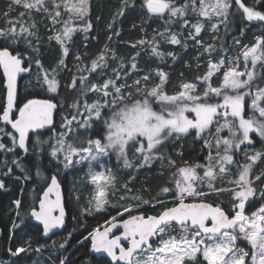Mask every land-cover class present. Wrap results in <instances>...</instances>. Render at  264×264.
<instances>
[{
	"label": "snow or ice",
	"instance_id": "obj_1",
	"mask_svg": "<svg viewBox=\"0 0 264 264\" xmlns=\"http://www.w3.org/2000/svg\"><path fill=\"white\" fill-rule=\"evenodd\" d=\"M134 7L135 0H121L106 25L109 42L89 64L82 63L89 54L77 50L69 68L67 57L74 35L83 33V46H88L94 28L92 0H9L2 14L6 27L0 28V69L7 92L6 104L0 106V123L4 125L0 127V153L5 155L0 160V169H4L0 171V190H8L5 180L9 177L21 185V193L34 177L47 183L39 209L32 207L29 213L47 235L64 225L58 180L62 173L87 163L86 176L97 195L94 206L90 201L81 215H91L106 211L110 204L106 190L112 195L131 193L129 185L137 179L136 173L159 162L158 175L166 168L176 169L170 176L171 187L164 186L158 193L170 199L120 196L121 201L131 199L133 203L111 205L122 211L104 221L107 227L103 230L98 225L79 243L90 239L91 250L106 254L107 264H264V168L256 171V165L264 161V35L255 36L251 44L242 43L253 22L260 23L264 32V0H252L251 4L245 0H143L147 19L131 25L132 30L139 28L141 35L135 41L122 42L136 49L126 57L110 42L123 32L115 25ZM15 8L24 11L9 18ZM33 13L42 14L39 24L50 32L46 41ZM153 19L162 20L164 27L153 29L149 36L148 22ZM205 31L210 41L202 38ZM53 41L60 49L59 58L53 66L45 67L44 58ZM189 42L197 50L195 60H204L207 71L194 81L182 82L180 90L170 95L166 91L170 72L147 62L141 65L140 58L147 55L161 63L170 58L175 64L182 57L164 52L163 46H180L187 52ZM236 48L239 53L231 55ZM217 53L219 58L213 59ZM62 72L71 73L63 86L75 96L67 104L70 114L61 115L57 130L54 114L65 107V102L57 99ZM21 74L33 77L26 88L34 97L53 96L18 104L17 79ZM221 75V84L213 86V77ZM94 76L97 82L90 83ZM154 78L158 82L154 83ZM199 86L204 87L202 93ZM28 94L26 91L25 96ZM90 95L96 99L89 102ZM45 131L50 133L46 138ZM189 136L192 145L200 144L199 151L207 153L202 163L183 159L184 141ZM253 136L260 141L259 148ZM5 138L9 144L4 143ZM110 154L123 170L132 173L119 189L116 174L101 162ZM173 156L180 158L179 166ZM29 157H33L31 163ZM45 157L52 169L50 175H45ZM96 165L103 170L97 171ZM53 193L55 200L50 198ZM226 194L230 198L227 207L221 199ZM257 203L259 207H255ZM21 206L22 199L12 201L11 211L18 219ZM142 206L160 210L148 214L140 210ZM248 207L254 210L249 212ZM57 209L59 214L54 215ZM118 225L123 231L110 236ZM18 227L13 221L12 229ZM71 236L70 232L59 249H65ZM52 246L56 247L55 242ZM8 251L13 257L33 251L31 239ZM68 259L60 258L59 264H68Z\"/></svg>",
	"mask_w": 264,
	"mask_h": 264
},
{
	"label": "trees",
	"instance_id": "obj_2",
	"mask_svg": "<svg viewBox=\"0 0 264 264\" xmlns=\"http://www.w3.org/2000/svg\"><path fill=\"white\" fill-rule=\"evenodd\" d=\"M121 0H92V12H91V20L93 23V31L89 34L88 46L84 48V34L77 33L73 37V43L71 45V54L67 57V63L69 68L72 67L74 63L75 52L79 50L80 52H87L89 55L82 61L84 64H89L90 60L94 58L101 48L108 43V36L110 33L108 32L106 25L111 20L113 13L119 9ZM182 2V0H181ZM246 3L251 4L252 0H245ZM143 0H135V7L130 8L126 11L125 15L120 18L118 23L115 25V28H122L123 32L118 38H114L111 41V47L115 48L118 53L121 55L130 56L136 51V49H132L130 47H126L124 41H135L140 38V30L139 28L132 30L131 25L133 23L139 24L142 19H147V10L142 7ZM9 6V1L0 0V28L6 27L5 19L3 17V13L7 11ZM15 7V6H13ZM264 10V9H261ZM24 11L23 8H15L10 14L9 18H15L18 16L19 12ZM99 16L101 19L97 21L96 17ZM34 19L40 22L39 19L33 14ZM27 19V17L25 18ZM165 19L167 17L165 16ZM47 21V20H46ZM46 24V23H44ZM164 24L162 20L153 19L148 22V35L151 36L153 34V29H163ZM240 25H237L236 31H239ZM40 34L45 37L50 35L48 31H46L43 24H39ZM261 24L257 22H253L245 36L243 37L242 43H252L254 42V37L257 35H264V32L260 31ZM174 30H178V27ZM187 35V33H185ZM95 36L98 39L92 40L91 37ZM202 38L210 41L211 36L205 31L202 34ZM226 39L230 42L231 36L226 37ZM162 50L164 52L172 51L179 53L182 57L179 62L173 64V61L168 58L166 61L161 63V61L153 58L149 60L147 55H142L140 58V64L145 65L147 62L151 65V67H156L157 65L164 68L165 71L170 72V83L166 86V91L168 94H175L180 90L179 86L182 82H190L194 81L195 77L199 75H203L207 71L206 64L204 60L196 61L195 57L197 56V50L193 47L192 43L189 42L188 51L185 52L180 46H163ZM240 49H232L231 55H235L238 53ZM200 52L203 49L199 50ZM60 49L58 45L53 41L50 45V51L44 58L45 67H51L55 64L56 60L59 58ZM219 53L213 56V59H218ZM206 59V57H205ZM197 63L201 64V67L197 68ZM190 65V67H186L185 65ZM115 67V64L112 65ZM171 66V67H168ZM146 70V69H145ZM181 73H183V77H181ZM142 74V73H141ZM71 73L62 72L59 79L61 80V88L59 89L58 100H63L65 102V107L56 112L55 123L57 125V130H59L60 118L61 115L70 114L69 109L67 107L68 103H71L75 93L69 91L63 85L70 81ZM33 77L28 74L24 75V77L20 80L19 88H18V104H22L25 99L31 98H51L53 94L49 93L47 95L40 94L34 97L31 94V91L26 88V83L29 80H32ZM221 76L213 77L214 85L218 86L220 84ZM91 82H97L96 77L92 78ZM153 82H158L155 78ZM131 83V80H129ZM204 87L199 86V92H203ZM28 91L29 94L25 96V92ZM4 80L0 70V106L5 104L4 101ZM89 102L96 99L94 95H90L88 97ZM158 107V106H156ZM4 125L0 123V127ZM6 130H11L8 126H6ZM227 133V132H225ZM224 133V134H225ZM50 133L47 131L44 132V138H46ZM226 135V134H225ZM256 140L255 147L259 148L261 146L258 138L253 136ZM192 137L189 136L185 139V154L183 159L187 161L196 160L198 162H203V157L207 154L206 152L201 153L199 151L200 144L192 145L191 144ZM4 143L9 144V140L7 138L4 139ZM194 154V156H193ZM5 155L0 153V160H3ZM11 160V155L9 154L7 157ZM174 159L177 160V164L181 163L179 157L173 156ZM192 158V159H191ZM33 157H29L27 162L31 163ZM43 166L45 175H50L52 169L48 166L47 157L43 160ZM118 172V180H117V189L128 179V177L132 174L131 171H126L121 168V166H117ZM261 168H264V161H260L256 165V171L259 172ZM4 169H0L3 171ZM160 170L159 162H156L151 168L141 169L140 172L136 174L137 179L131 183L132 195H142L144 199H163L170 198V196L160 195V189L164 186H169L170 179L168 178L172 169H165L163 175H158ZM83 167H77L71 169L66 173H62L58 179L63 187L64 196H65V206L67 209L68 220L67 225L64 231L58 232L52 235L50 238H42L41 237V227L34 224L31 221L29 211L32 207L36 206V203L39 199V196L42 190L45 188L47 183L41 180H37L35 177L32 181L24 184L23 193L20 192L21 185L12 180L10 177L5 180L7 191L0 190V227L2 229V235L0 236V261L3 264H31L34 259V248L33 251L21 253L17 257H13L8 251L11 248L13 251L16 247L24 244L25 241L31 239V245H44V249L42 250L46 256L43 258L47 261L48 264H59V259L67 256L68 264H107V260L103 257L96 258L89 253V241L86 240L84 243H79L87 235L88 232L92 231L98 225L101 226L104 224V221L109 220L111 216H116L118 211H121V208L112 207L114 204H123L124 201H121L119 197L121 196V192L117 191L115 195H112L111 191L109 192L110 204L106 205V211H99L96 213H92L91 215H81L82 209L88 207L89 198L91 194V186L85 181V178L82 174ZM17 174H19L17 172ZM3 178V177H0ZM227 179V178H226ZM259 187V186H258ZM150 189V191H145L144 189ZM77 197H79L77 199ZM20 198L22 199L21 206V218H16L11 211L12 201ZM221 199L225 201V205L227 207V202L229 201V196L226 194ZM133 203V201H132ZM258 204V203H257ZM168 204L167 206H170ZM141 211L148 214H155L160 209L152 208L148 206H142ZM15 221L16 224L19 225L18 228L12 229V223ZM75 229V231H73ZM72 233V236L69 240V243L65 246V249H59V244H61L66 238H68V234ZM53 242H55L56 247L54 248Z\"/></svg>",
	"mask_w": 264,
	"mask_h": 264
},
{
	"label": "rangeland",
	"instance_id": "obj_3",
	"mask_svg": "<svg viewBox=\"0 0 264 264\" xmlns=\"http://www.w3.org/2000/svg\"><path fill=\"white\" fill-rule=\"evenodd\" d=\"M7 1H9V0H7ZM33 14H34V15L36 16V18L39 19L40 21H41V19L43 18V17H42V14H37V13H33ZM44 23L47 24L46 19L44 20ZM49 33H50V32H49ZM252 43H253V42H252ZM247 44H251V43H247ZM239 51H240V50H239ZM239 51H238V53H239ZM238 53H237V54H238ZM237 54H235V55H237ZM235 55H233V56H235ZM241 67H243V64H242V63H241ZM221 82H222V75H221L220 84H221ZM212 84H213V86H216V85H214L213 80H212ZM220 84H219V85H220ZM219 85H218V86H219ZM203 91H204V90H203ZM200 93H201V92H200ZM249 102H250V101H249ZM157 110H159L158 107H157ZM190 118H191V115H190ZM225 134H227V133H225ZM250 135H252V134H250ZM193 156H194V154H193ZM191 159H192V158H191ZM101 162L104 163V164L106 165V167H110V168L112 169V171L116 174V176H117V180H118V172H117V168H116V167H117V166H118V167L121 166V164L117 162L115 155H114V154H110L109 157H105V158H103ZM189 162H191V163H195V162H198V161H196V160H192V161H190V160H189ZM180 164H181V163H178L177 165L179 166ZM80 166L83 167V172H82V174H83V176H84V178H85V181L91 186V194H90L89 202L91 201V202H92V205L94 206V204H95L94 197L97 195L96 187H95V185H93V184L91 183L90 178H88V177L86 176V173H87V171H88V165H87V163H85V164H83V165H80ZM80 166H78V167H80ZM95 167H96V170H97V171H101V170H103V169H101L98 165H96ZM175 171H176V169L173 168L172 171L170 172L169 176H168L169 179H170L171 174H172L173 172H175ZM139 172H140V171H139ZM136 174H137V173H136ZM169 185L171 186V181H170ZM129 187L131 188V184L129 185ZM109 192H110V191L106 190V199H107L108 201H110V198H109ZM124 195H127V196L130 197V196H132V193H125V192L122 193V192H121V196H124ZM163 199H164V200H168V199H170V198H163ZM124 203H125L124 206L126 207L128 203H132V200H131V199H128V200L124 201ZM88 207H89V204H88ZM88 207H87V208H88ZM225 207H226V206H225ZM255 207H259V204H256ZM252 210H254L253 207H248V211H249V212L252 211ZM121 211H122V209H121ZM96 212H99V211H93L92 213H96ZM132 214H135V212H133ZM126 216H127V214H125L123 217H126ZM123 217H122V218H123ZM103 225H104V224H103ZM39 246H41V245H32V247L34 248L35 255H34V259H33V261L31 262V264H48L47 261L43 258L44 256H46L45 253H44L43 251H40V252L35 251V249H36L37 247H39ZM240 246H242V247H247L246 243H241ZM0 264H3V263L0 261Z\"/></svg>",
	"mask_w": 264,
	"mask_h": 264
},
{
	"label": "water",
	"instance_id": "obj_4",
	"mask_svg": "<svg viewBox=\"0 0 264 264\" xmlns=\"http://www.w3.org/2000/svg\"><path fill=\"white\" fill-rule=\"evenodd\" d=\"M0 70H1V73H2V76H3L2 69H0ZM24 75H26V74H21V76L18 77V79H17V85H18V88H19L20 80L24 77ZM3 80H4V88H5L4 101H5V104H6V96H7V92H6V87H5V77H4V76H3ZM40 99H41V98H40ZM5 104H4V105H5ZM55 117H56V113L54 114V119H55ZM8 127L10 128V125H8ZM10 129H11V128H10ZM58 180H59V179H58ZM48 182L50 183V181H48ZM59 182H60V181H59ZM60 184H61V183H60ZM46 187H47V185L45 186L44 189H46ZM44 189H43V190H44ZM43 190H42V192H41L39 198L42 197ZM61 193H62V203H63L64 208H65L64 225H63L62 227H58V228H56V229H53V230H51V232H49L47 235H44V234L42 233V225L40 224V222H39V221H36L33 217L30 216L31 221H32L34 224H36V225H38V226L41 227V237L44 238V239H46V238H50L52 235H54V234H56V233H58V232H62V231H64V229L66 228L67 220H68V214H67V209H66V206H65V196H64V190H63L62 185H61ZM50 198H51L52 200H55V193H53V194L51 195ZM171 206H172V205H170V206H168V207H171ZM35 208L39 209V199H38V201H37V203H36ZM30 211H31V209H30ZM30 211H29V213H30ZM53 214H54V215H58V214H59V210L57 209ZM135 214H136V213H135ZM135 214H133V215H135ZM126 218H127V216H126V217H123V219H126ZM100 227H101V230H103V228H104V227H107V225L104 224V225H101ZM122 231H123V227L120 226V225H118L117 228H114V229L112 230V233H110V236L113 235V234H115V235H120V233H121ZM1 235H2V229H1V227H0V236H1ZM88 241H89V253H90L92 256H94V257H96V258H99V257H103V258H105V257H106V254H101V253H95V252H93V251L91 250V240L89 239ZM122 243H125V242L122 241ZM125 247H127V244H126V243H125Z\"/></svg>",
	"mask_w": 264,
	"mask_h": 264
}]
</instances>
